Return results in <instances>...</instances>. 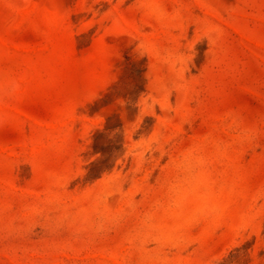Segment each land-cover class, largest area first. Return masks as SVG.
<instances>
[{"label": "rangeland", "instance_id": "374dc122", "mask_svg": "<svg viewBox=\"0 0 264 264\" xmlns=\"http://www.w3.org/2000/svg\"><path fill=\"white\" fill-rule=\"evenodd\" d=\"M0 264H264V0H0Z\"/></svg>", "mask_w": 264, "mask_h": 264}]
</instances>
